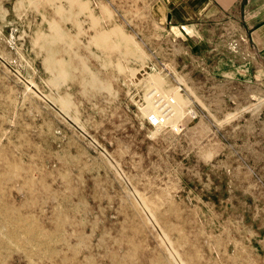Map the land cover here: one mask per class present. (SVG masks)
I'll use <instances>...</instances> for the list:
<instances>
[{
    "label": "rangeland",
    "instance_id": "374dc122",
    "mask_svg": "<svg viewBox=\"0 0 264 264\" xmlns=\"http://www.w3.org/2000/svg\"><path fill=\"white\" fill-rule=\"evenodd\" d=\"M175 1L0 0V264H264V67Z\"/></svg>",
    "mask_w": 264,
    "mask_h": 264
},
{
    "label": "crops",
    "instance_id": "0c3cea01",
    "mask_svg": "<svg viewBox=\"0 0 264 264\" xmlns=\"http://www.w3.org/2000/svg\"><path fill=\"white\" fill-rule=\"evenodd\" d=\"M169 8L166 9L168 26L181 28L188 41L193 44H211L214 41L211 38L203 37L196 41L200 38L195 37L196 30L208 23L223 24L236 30L248 45L249 54L253 56L255 63L264 67V0H178ZM236 42L239 44L241 40L236 38ZM246 59L249 60L247 56ZM257 105L258 102L245 106L237 104L236 107L241 109V125L245 128L253 130V126L255 127L254 123L258 120Z\"/></svg>",
    "mask_w": 264,
    "mask_h": 264
},
{
    "label": "built area",
    "instance_id": "2783aa9c",
    "mask_svg": "<svg viewBox=\"0 0 264 264\" xmlns=\"http://www.w3.org/2000/svg\"><path fill=\"white\" fill-rule=\"evenodd\" d=\"M158 100H162V104H160V110L154 114H151L149 117V122L153 126H159L162 124H166L172 117H173V105L174 102L173 96L170 97H161L159 94H157ZM173 130L175 132H178L180 130V127L174 126Z\"/></svg>",
    "mask_w": 264,
    "mask_h": 264
},
{
    "label": "bare ground",
    "instance_id": "6f19581e",
    "mask_svg": "<svg viewBox=\"0 0 264 264\" xmlns=\"http://www.w3.org/2000/svg\"><path fill=\"white\" fill-rule=\"evenodd\" d=\"M179 13V12H178ZM122 39H123V37H122ZM125 39V38H124ZM100 41H102L101 43L102 44H107V42L109 41L108 39H107V36H104ZM176 104H177V102H176ZM174 111V110H173ZM173 115H175L176 114V111H174L173 113H172ZM177 115V114H176ZM173 118H175V116L173 117ZM32 259V258H31Z\"/></svg>",
    "mask_w": 264,
    "mask_h": 264
}]
</instances>
